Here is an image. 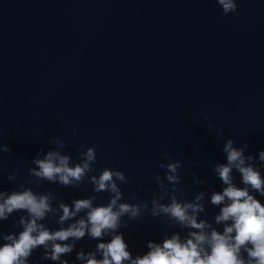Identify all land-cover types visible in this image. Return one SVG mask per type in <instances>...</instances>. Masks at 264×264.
I'll list each match as a JSON object with an SVG mask.
<instances>
[{"label":"water","instance_id":"1","mask_svg":"<svg viewBox=\"0 0 264 264\" xmlns=\"http://www.w3.org/2000/svg\"><path fill=\"white\" fill-rule=\"evenodd\" d=\"M236 5V14L222 15L216 0H0V142L10 149L0 153V191L24 184L53 192L54 207L91 195L94 204L106 205L109 193H93L87 178L73 188L28 175L37 152L54 148L48 139L56 136L68 142L64 152L74 161L80 145V151L96 146L89 175L104 168L123 172L129 183L120 185L122 202L148 201L158 194L151 177L163 178L158 164L167 163L166 152L182 162L177 198L191 201L206 192L199 219L222 232L214 221L222 206H213L210 196L224 187L212 168L226 163L224 141L246 143L245 155L254 158L264 150V0ZM13 172H19L15 183L7 179ZM260 172L264 177V168ZM193 174L203 183L195 184ZM233 178L243 187L236 170ZM21 215L0 221V232L22 231L12 226ZM56 218L42 223L58 229ZM122 221L118 232L133 258L148 251V241L161 243L172 233L183 238L187 231L147 211ZM110 240L85 235L61 259L84 264L77 251ZM42 253L34 250L28 264H58L41 260Z\"/></svg>","mask_w":264,"mask_h":264},{"label":"clouds","instance_id":"2","mask_svg":"<svg viewBox=\"0 0 264 264\" xmlns=\"http://www.w3.org/2000/svg\"><path fill=\"white\" fill-rule=\"evenodd\" d=\"M216 3L221 7L222 15L237 13L236 0H216ZM203 119H209L207 113L203 114ZM212 128V124L207 125L209 133ZM72 134H76L75 129ZM222 134V129L216 133L217 137ZM48 143L55 147L47 152L43 149L37 152L28 175L37 181L73 188H79L87 178L93 193H109L108 203L94 204L97 197L91 195L74 199L71 205L60 200L54 207L52 202L56 196L51 191L34 192L24 184H19L11 192L0 191V221L8 220L14 212L24 213L18 220L14 219L12 225L22 228V231L0 232V240L3 241L0 244V264H28L37 248L43 249L41 260L69 264L61 257L70 254L85 235L101 241L111 235V240L97 243L91 252L77 251L76 259L84 261V264H264V204L251 194L255 192L264 197V177L260 172V168H264V150L254 158L245 155L246 143L235 147L233 139L224 141L222 151L226 155V163L212 166L224 187L221 192H212L210 196L213 206H222L214 218L215 224L223 225L220 232L208 221L199 219V214L205 211L203 201L206 192L196 193L191 201L182 196L177 198L180 192L177 185L181 183L178 170L182 162L173 161L168 153H161L162 161L167 163L158 164L164 170L163 178L159 173L151 177L156 182L158 194L152 193L148 201L128 203L122 202L124 196L120 185L129 183L123 172L104 168L98 176L89 175L95 172L93 166L97 163L95 145L83 151L80 148L84 146L80 145L74 161L70 154L64 152L68 146L66 140L53 136ZM9 152L10 149L0 142V153ZM233 170L240 174L243 187L233 182ZM18 175L19 172H13L7 179L15 183ZM193 181L195 184L203 183L194 174ZM165 198L167 203L163 202ZM129 199L137 200V195L130 193ZM145 211L152 217H167L170 228L179 225L187 231L183 238L179 233H172L161 243L148 241V251L133 258L118 229L126 226L122 217L139 219ZM49 216L57 217L58 229H49L42 223Z\"/></svg>","mask_w":264,"mask_h":264}]
</instances>
